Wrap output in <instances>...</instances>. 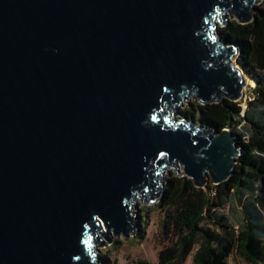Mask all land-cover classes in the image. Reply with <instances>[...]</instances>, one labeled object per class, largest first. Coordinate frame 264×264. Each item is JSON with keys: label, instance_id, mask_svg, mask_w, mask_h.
<instances>
[{"label": "water", "instance_id": "water-1", "mask_svg": "<svg viewBox=\"0 0 264 264\" xmlns=\"http://www.w3.org/2000/svg\"><path fill=\"white\" fill-rule=\"evenodd\" d=\"M262 1L0 0V264H101L166 174L231 178L236 135L180 109L242 99L215 20Z\"/></svg>", "mask_w": 264, "mask_h": 264}, {"label": "trees", "instance_id": "trees-1", "mask_svg": "<svg viewBox=\"0 0 264 264\" xmlns=\"http://www.w3.org/2000/svg\"><path fill=\"white\" fill-rule=\"evenodd\" d=\"M219 31L224 42L238 47V62L257 79L248 107L228 98L205 105L193 100L182 113L202 127L230 129L242 154L231 178L219 185L209 180L199 188L175 172L167 178L157 204L164 214L157 264H186L191 255L193 264H229L234 253L248 264H264V1L252 22L229 20ZM236 201L242 209L237 224L224 212L229 207L233 214ZM141 232L143 238L145 228ZM99 258L101 264H117L106 254Z\"/></svg>", "mask_w": 264, "mask_h": 264}, {"label": "rangeland", "instance_id": "rangeland-1", "mask_svg": "<svg viewBox=\"0 0 264 264\" xmlns=\"http://www.w3.org/2000/svg\"><path fill=\"white\" fill-rule=\"evenodd\" d=\"M260 2L258 5L262 4ZM219 21L216 19L218 28L224 27L226 22H224V26L220 25L222 23V16H220ZM229 20H235L232 16L228 15L227 22ZM233 63L243 69L242 65L238 62V56L233 58ZM246 77L250 81H254L255 85L250 83L247 84L246 88L244 89L243 97L241 100L242 107L247 108L248 101L252 97V90L256 87L257 79L254 78L255 74L251 73L248 74L245 72ZM192 99L190 103L193 101ZM189 103V104H190ZM187 104L185 103L181 107V111L185 110ZM171 176L166 174V179ZM143 200H139L137 198L135 205L133 206V210L135 212H139L141 215V227L138 230L136 236L124 238V237H112V242L110 245L107 244V241H104V247L100 246V243L96 245V253L98 255H108L111 260L116 261L117 264H134L137 260H146L150 264H157L158 262V253L162 248L161 241H160V225L161 221L164 217V214L157 208L158 203L154 204H143ZM226 214L230 215L231 219L237 224L238 220L242 218V209L239 205L238 201L235 202V212L232 214L229 207L224 211ZM145 228V233H143V238H140L141 229ZM196 246L195 249H197ZM186 264H193L192 262V255L186 261ZM229 264H248L241 255L234 253L229 258Z\"/></svg>", "mask_w": 264, "mask_h": 264}, {"label": "bare ground", "instance_id": "bare-ground-1", "mask_svg": "<svg viewBox=\"0 0 264 264\" xmlns=\"http://www.w3.org/2000/svg\"><path fill=\"white\" fill-rule=\"evenodd\" d=\"M244 74H245V72H244ZM246 80H247V84L250 83L252 85H255V82L254 81H250L247 77H246Z\"/></svg>", "mask_w": 264, "mask_h": 264}, {"label": "built area", "instance_id": "built-area-1", "mask_svg": "<svg viewBox=\"0 0 264 264\" xmlns=\"http://www.w3.org/2000/svg\"><path fill=\"white\" fill-rule=\"evenodd\" d=\"M212 195H214V192H212Z\"/></svg>", "mask_w": 264, "mask_h": 264}]
</instances>
